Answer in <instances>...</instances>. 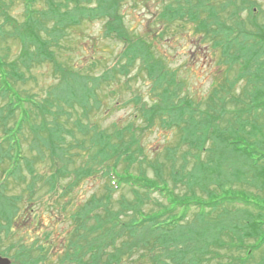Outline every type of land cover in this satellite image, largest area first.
<instances>
[{
    "label": "trees",
    "instance_id": "obj_1",
    "mask_svg": "<svg viewBox=\"0 0 264 264\" xmlns=\"http://www.w3.org/2000/svg\"><path fill=\"white\" fill-rule=\"evenodd\" d=\"M34 1L36 0H24L28 17L34 16ZM84 1L86 0H45L47 7L41 11V19L35 22L36 29L34 30V26L30 28V43H37L44 54V58L37 57L36 61L44 59L51 62L55 74L61 75L60 79L57 77L58 83L54 89L48 90V97L42 99L22 94L18 90L19 86L27 81L23 69L29 65L25 58L19 60L21 53L18 59L9 60L10 45H7L6 41L9 38L20 40L25 51L23 38L26 34L24 35L23 28H19L20 24L14 18H6L5 11L0 13L5 22L4 26H0V43L3 41L0 44V101L3 104L0 103V157L4 156L3 160L7 162L1 172L0 190L7 185L8 179L16 171L21 170L20 168L34 171V160L27 154L31 151H25L24 147L28 140L31 148L39 155L42 154L39 157L42 158L47 152L50 166L55 172L48 180L51 190L57 188L58 183L66 177L68 164L72 162L73 157L82 149L93 148V158H98L108 176V190L127 186L134 194L142 195L136 204L128 199L121 202L124 215L131 209L127 218L120 217V212L101 204L107 203V199L98 200L95 195L90 197L91 206L86 205L83 210L72 215L74 222L78 221L80 226L74 227L69 246L78 248L86 241L91 244L96 242L94 253L99 250L101 252L92 257L93 264H120L124 254L133 248L144 247L152 253L150 261L154 264H183L189 250L185 248L182 252L181 244L187 235L181 230L182 217L184 209L192 203L197 208L199 221H205V218L212 216L214 212L220 213L212 223H206L209 225L210 234L214 235L206 245H201L202 233L196 239H191L190 235L184 239L193 242L192 257H189L188 264H212L215 258L218 263L219 260L221 262L222 255L212 250H225L228 253L229 259L222 264H233L236 260L241 264H264V35L255 33V23L246 18L236 22L224 14L228 7H237L241 11L242 4H246V1L177 0L166 4L159 12L161 30L154 39L162 38L168 27L178 26L184 29L187 28V23L192 24L194 33H201L209 39L210 54L217 52L218 64H227L228 72L238 63L240 64L237 71L240 77L252 68L246 76V87H250L246 91L250 94H244L242 97L248 100V104L243 102L245 106L242 109L230 112L233 115L231 118L225 115L227 111L221 105L217 108H220V112L211 111L214 117L209 114L205 121L197 124L190 123L191 120L187 119L191 102L187 96L178 97V94H175V88H179L178 82L174 72L166 70L164 65L167 59L158 52L155 42L147 36L144 38L133 35L124 25L121 15L115 8L111 9L112 0H93L97 4L95 7L83 5ZM28 17L24 27L31 23ZM96 17L104 19L105 30L116 36L123 45L117 59L97 77L93 76L96 61L86 66L71 63L65 65L57 61L53 52L49 51V48L54 49V46H58L62 41L60 36L66 33L65 28L79 24L82 18L92 20ZM249 18L251 19V16ZM199 41L204 40L199 38ZM250 46L256 47V51ZM133 70L136 71L134 75L143 74L150 81L147 92L151 103H141L138 107L140 112L136 110L133 113L134 117H141L144 125L142 128H149L154 118L160 116L161 123L166 122L170 127L180 128L183 139L190 143L189 146L196 148L194 157L197 160L191 168L193 171H189V175L186 174L184 164L175 170L172 178L174 184L181 183L187 188L189 193L186 195L191 194L185 199L187 201L177 200L174 189L168 187V181L161 174L159 176L162 180L157 178L155 184H151L123 176L117 170L121 156L124 154L123 159L131 162L134 159L132 151L138 147L139 136L133 133V126H136L133 121L130 120L126 127L121 128L117 127V123L116 131L111 134L97 129L95 123L89 119L91 112L102 107L98 91L100 87L104 84L109 86L112 80L117 79V74L128 76ZM62 77L66 80L63 81ZM133 77L135 76L128 77V81ZM139 99V94L132 98L136 103ZM238 99L241 105L242 99ZM213 100L216 99L212 98ZM215 105L213 106L216 108ZM151 111L154 115L149 116ZM215 116L223 121V125L210 121L215 119ZM175 117L181 119L179 123H176ZM127 133L130 135L129 139L126 138ZM192 133L196 134L197 138L189 139V136L193 137ZM29 134L33 138H29ZM203 153L205 158H208L207 161L201 157ZM230 158H235L239 164L230 161ZM80 175L84 177V168L77 172V178ZM249 177L257 186V193H232L222 190L228 182L244 185ZM33 182L34 179L29 189L27 188L31 192V199L35 194ZM212 185L216 188L213 189ZM65 191L68 190L64 189L62 195ZM152 192L158 194L159 197L155 199L160 203V207L152 204V208H157L151 212L147 207L150 203L147 202L152 198ZM17 198L14 204L19 201ZM10 199L12 197L7 198L0 192V216H9L12 213L9 210ZM97 207L100 211L92 214ZM178 207L181 209L177 212ZM236 211L244 214L241 223L236 218ZM231 214L235 216L233 223L229 220ZM91 220L93 223H90ZM240 251L243 252L242 256ZM108 252L112 253V258L107 257L106 261H102L100 257ZM234 252L239 255L236 256ZM0 254L6 253L1 251ZM170 254L173 255L171 258ZM206 254L208 256H205ZM142 257H145V254H142Z\"/></svg>",
    "mask_w": 264,
    "mask_h": 264
},
{
    "label": "rangeland",
    "instance_id": "obj_2",
    "mask_svg": "<svg viewBox=\"0 0 264 264\" xmlns=\"http://www.w3.org/2000/svg\"><path fill=\"white\" fill-rule=\"evenodd\" d=\"M172 1L175 2L177 0H112L111 4L113 6H111V9L115 8V11L121 15L124 25L133 35H139L144 38L147 36L149 40L155 42L158 52L166 57L167 60L164 66L167 71L174 72L175 80L178 82L177 86H179V88H175V94H178V97L185 95L191 102L190 110L187 113V119L191 120L190 123L197 124L205 121V117L209 116V114L214 117L211 111L220 112V108H217L221 105L227 111L225 115L231 118L233 115L230 112L242 109L245 106L243 102L248 104V100L242 97H244V94H250L249 91H246V89L250 88L246 87V76L252 68L246 70L242 77L237 71L240 63L235 65L234 68L232 66L228 72L227 64H218V53L210 54L208 46L211 43L209 39H206L205 35L201 33H194V25L192 24L187 23V28L184 29H180L178 26L177 28L174 26L168 27L162 38L154 39L157 32L161 30L158 20L159 12L163 6ZM236 1L240 2L241 0ZM242 1H246V4H242L243 9L241 11L237 7H228L224 11L225 16L227 15V18L230 17L236 22L246 18L249 22L255 23V33L264 35V0ZM34 2H36L33 5L35 8L32 6L34 16L28 17L24 7V0H0V13L5 11V15L7 14L6 18H14L20 24L19 28L21 30L23 28L24 35L26 34L25 38H23L25 51L20 40L9 38L6 41V44L10 45V48L8 47L9 60L14 61L19 57V60L25 58L26 63L29 65L28 68L23 69L27 81L23 82L18 90L22 94L34 95L42 99L48 97V90L54 89L61 75L55 74L54 65L51 62H46L44 59L36 61L37 57L44 58V54L37 43H30L31 38L28 35L32 26H34V30L36 29L37 26L34 24L41 19V11L43 12L47 5L45 0H36ZM83 5L97 6L93 0H86ZM69 6L72 7V5ZM2 16L0 14V26L5 25V22H3L4 17L2 18ZM250 16L251 19L249 18ZM27 17L31 19V23H28V27H24ZM181 21L179 22L182 23ZM38 23L39 25L41 24L40 22ZM105 31L104 19L100 20L97 17L92 20L82 18L79 24L65 28L64 32L66 33L60 36L62 41L59 42L58 46H54V49L49 48V51L53 52L52 54L55 55L57 61L65 65L71 63L77 66H86L90 62L96 61L93 76L97 77L103 69L111 66L123 48L122 43L116 36ZM199 38L204 41H199ZM2 43L3 41L0 44ZM255 43L257 42L255 41ZM250 47L253 51L257 49L256 47ZM134 72L136 71L133 70L128 76L117 74L115 76L117 79L112 80L109 86L104 84L100 87L98 91L102 100V107L98 111L91 112L89 119L95 123L97 129L111 134L116 131L115 126L117 123V127L121 128L126 127L130 120L133 121L136 124V126H133V133L139 136L137 138L139 140L138 147L132 151L131 155L134 156V159L131 162L123 159L125 158L124 154L121 156L122 160L117 163V170L123 176H128L135 180L148 181L151 184H155L157 178L159 181L162 180V176L168 181L169 186H167L174 189L177 200H185L191 194L186 195L189 193L187 188L182 186L181 183L174 184L172 178L175 175V170L180 169L184 164L187 169L186 174L189 175V171H193L191 168L197 160L194 157L195 153H197L196 148L192 145L189 146L190 143L185 138L183 139V133L180 128L176 126L170 127L166 122L161 123L160 116L154 118L149 128H142L144 125H142L141 117L136 118L133 113L136 110L139 111L138 107L141 103H151L147 92L150 81L143 74L136 76ZM131 76L135 77L128 81V77L130 78ZM63 79V81L66 80L65 78ZM74 82L76 81L74 80ZM135 94H139L141 99L137 103L132 100ZM212 98L216 100L212 101ZM238 98L242 99L241 105H239L240 100ZM247 98L249 101L251 100L250 97ZM235 99L237 100L235 101ZM0 103L2 104L1 101ZM214 104H216V108L213 106ZM151 114L152 111L149 116ZM215 119L212 118L210 121L216 125H223V121L218 116H215ZM180 120L175 117L176 123H179ZM200 132L201 129L199 130ZM199 133H197V136ZM28 136L33 138L30 134ZM126 138H130L129 133H127ZM188 138L193 140V138L197 137L196 134H193V137L189 136ZM28 143L29 140L24 144V147L25 151L29 149L31 151L27 152V154L34 160V171L31 172L25 167L20 168L21 170L18 169L19 171H16L17 173L15 172L16 174L14 173L8 179L7 185L0 190L7 198L12 197V199L8 200L11 204L9 210L12 213L9 216L7 214L0 216V252L6 253L0 255L9 258L11 264H90V262L93 264L92 257L101 252L99 250L94 253L96 242L91 244L86 241L82 247L78 248L69 246L70 237L72 236L73 238L74 227L80 226L78 221L74 222L75 219L72 215H76L86 205L91 206L89 204L90 197L95 195L98 200L107 199V203L101 204L110 210L120 212L122 214L120 217L127 218L131 213V209H128V214L124 215L121 209V202H125L124 199H128L133 204H136L142 195L140 193V195L134 194L127 186H122L118 190H108V176L103 164L99 162L98 158H93L92 153L95 151L93 148L79 151L78 155L73 157L72 162H69L66 177L61 180V183H58L57 188L51 190L48 186V180L55 172L50 166L51 163L47 152L41 158L39 156H42V154L39 155ZM204 154L201 157L205 160ZM3 159H5L4 156L0 157V178L3 167L7 165V162ZM229 160L239 164L235 158H230ZM35 161L37 162L35 163ZM80 168H84L85 175L84 177L80 175L77 178L76 174ZM121 169L123 170L122 172L120 171ZM32 179H34L35 194L31 199V192L28 189ZM251 181L249 177L244 185L228 182V184H224L222 190L232 193H244V191L252 194L257 193V186ZM211 187L213 189L216 188L215 185ZM64 189L68 191H65V194L62 195ZM196 190L198 191L199 189L196 188ZM150 194L152 198L147 202L150 203L147 207L152 212L157 207H160V203L155 199L159 197L156 192ZM16 197L19 198H17L19 201L14 204ZM152 204L157 207L154 206L152 208ZM180 209L178 207L177 212ZM99 211L100 209L97 207L92 214H96ZM196 212L197 208L193 203L184 209L182 217L183 228L181 230H184L187 235L183 238L181 247L183 248L182 252L186 248L189 253L183 264H188L187 262L190 260L189 257H192L191 250L193 249V242L184 239L189 237V235L191 239L192 237L196 239L202 233L203 237H201V240L203 241L201 245H206V242L214 236L210 234L209 225L206 223L207 221L212 223L214 219L218 218L217 216L220 213L219 211L214 212L212 216L206 217L205 221H199L197 220ZM236 212V218L241 223L244 214L239 213V211ZM229 220L231 221L230 223H233L235 216L231 214ZM90 223H93V220ZM111 251H113V248H111ZM174 251L180 252L178 249H174ZM212 251L222 255L221 262L219 260L218 263V259L215 258L212 260V264H222L229 259V255L225 250ZM234 253H236V256L239 253L241 254L240 256L243 255L242 251ZM111 254V252H108V254L104 253L100 259L106 261L107 257L112 258ZM142 254H145V257H142ZM151 255L152 253L147 251L145 247L143 249L133 248L122 256L120 264H154V262L150 261ZM171 256L173 255L170 254V258ZM205 256H208V254ZM233 264L241 263L236 260Z\"/></svg>",
    "mask_w": 264,
    "mask_h": 264
},
{
    "label": "water",
    "instance_id": "obj_3",
    "mask_svg": "<svg viewBox=\"0 0 264 264\" xmlns=\"http://www.w3.org/2000/svg\"><path fill=\"white\" fill-rule=\"evenodd\" d=\"M11 260L5 256L0 255V264H10Z\"/></svg>",
    "mask_w": 264,
    "mask_h": 264
}]
</instances>
